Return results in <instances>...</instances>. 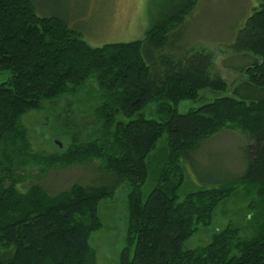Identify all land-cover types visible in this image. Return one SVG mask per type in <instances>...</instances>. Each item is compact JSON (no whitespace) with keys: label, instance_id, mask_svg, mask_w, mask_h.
<instances>
[{"label":"trees","instance_id":"trees-1","mask_svg":"<svg viewBox=\"0 0 264 264\" xmlns=\"http://www.w3.org/2000/svg\"><path fill=\"white\" fill-rule=\"evenodd\" d=\"M258 2L229 46L248 60L237 68L242 82L221 95L229 85L214 54L179 44L197 0H167L143 39L97 47L62 19L38 15L31 0H0V71L11 74L0 82V264H96L89 239L102 228L99 204L122 185L127 223L116 264H264V100L253 98L264 92V0ZM87 87L95 100L92 137L59 152L31 151L22 117ZM202 91L217 96L178 113L181 101L201 100ZM150 104L157 119L135 117ZM223 131L245 138L244 171L181 196L183 161ZM95 162L99 176L89 183L54 194L40 183L52 168ZM33 166L35 182L19 191L22 172ZM240 187L251 235L227 225L207 244L184 249Z\"/></svg>","mask_w":264,"mask_h":264},{"label":"rangeland","instance_id":"rangeland-1","mask_svg":"<svg viewBox=\"0 0 264 264\" xmlns=\"http://www.w3.org/2000/svg\"><path fill=\"white\" fill-rule=\"evenodd\" d=\"M36 13L56 16L70 27L78 30L85 41L93 46L106 43H127L144 38L146 31L160 17L167 0H31ZM258 0H197L193 12L185 18L181 27L183 49L205 47L215 57L216 69L227 81L228 89L221 95H228L243 79L237 70L247 63V58L236 56L229 48L235 34L258 6ZM176 54H181L176 52ZM253 58V56H251ZM9 71H0V82L10 77ZM202 99L195 102L181 101L178 113L195 109L213 100L217 94L201 92ZM237 98H240L238 96ZM263 99L264 92L253 95ZM95 100L90 87L75 94H66L43 103L40 110L26 113L21 123L27 130L31 151L53 153L65 150L73 139L84 141L91 138L96 120L93 114ZM157 119L155 105H148L135 117ZM119 118L127 120L121 116ZM59 144L61 147H59ZM162 144V139L158 146ZM245 138L239 131H223L203 141L192 154L191 160L183 161L185 181L179 191L187 192L201 188L217 187L232 182L245 168ZM97 162L86 167H57L48 170L40 183L54 194L71 184L89 183L99 176ZM22 174L23 181L17 185L19 191H26L37 176V167H27ZM29 175L31 176L29 178ZM149 182L143 188L147 194ZM102 228L92 233L89 243L95 251L96 264H116L124 245L127 223L126 186H120L111 199L99 204ZM250 213L242 187L223 204L218 206L209 226L199 227L197 232L184 242V249L207 244L214 232L227 225L237 228L240 236L251 235Z\"/></svg>","mask_w":264,"mask_h":264},{"label":"water","instance_id":"water-1","mask_svg":"<svg viewBox=\"0 0 264 264\" xmlns=\"http://www.w3.org/2000/svg\"><path fill=\"white\" fill-rule=\"evenodd\" d=\"M59 147H61V145L59 144Z\"/></svg>","mask_w":264,"mask_h":264}]
</instances>
